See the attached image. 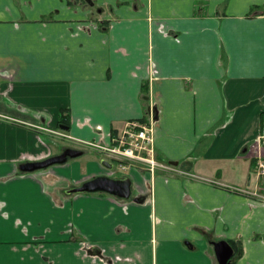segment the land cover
<instances>
[{"label": "crops", "instance_id": "1", "mask_svg": "<svg viewBox=\"0 0 264 264\" xmlns=\"http://www.w3.org/2000/svg\"><path fill=\"white\" fill-rule=\"evenodd\" d=\"M69 1L0 0V264H214L221 239L264 264V201L234 190L259 185L264 0ZM152 106L157 158L180 172L131 164L130 198L66 193L107 172L87 142ZM67 147L87 155L19 168Z\"/></svg>", "mask_w": 264, "mask_h": 264}, {"label": "built area", "instance_id": "2", "mask_svg": "<svg viewBox=\"0 0 264 264\" xmlns=\"http://www.w3.org/2000/svg\"><path fill=\"white\" fill-rule=\"evenodd\" d=\"M151 119L138 120L133 119L126 122L123 130L116 135H113L110 142L106 145H99L94 142L89 144L100 148L102 153L108 159L119 161L123 167H128V164H141L146 169L155 173L156 170L160 169L172 173L180 172V170L174 167L172 164L161 161L156 155V141L154 134V112L153 108L150 113ZM19 121V120H17ZM36 128H42L39 125L28 123L25 121H19ZM47 131H51L59 136L69 137L64 131L61 130H50L42 128ZM264 141V129L258 134L256 139L252 143V149L256 154L257 162L255 166V176L259 180V185L252 190H243L234 188L236 191H242L252 199L264 201V154L261 142ZM215 184H222L219 181H212Z\"/></svg>", "mask_w": 264, "mask_h": 264}, {"label": "water", "instance_id": "3", "mask_svg": "<svg viewBox=\"0 0 264 264\" xmlns=\"http://www.w3.org/2000/svg\"><path fill=\"white\" fill-rule=\"evenodd\" d=\"M61 128L64 130H68V125H61ZM83 154L82 150L75 149V148H65L62 153L49 156L45 159L38 160V161H28L19 166L21 171L25 172H33L35 170L39 169H45L48 168L51 165L56 164H63L66 163L69 158H75ZM102 165L113 169L114 165L112 162L108 161L107 159L101 160ZM171 164L177 165L178 161H170ZM100 180V181H99ZM128 183V186L125 188V191L123 194H117L113 190L115 187L114 185L118 183ZM132 181L129 177L124 178H109L107 176H101L98 178H95L91 180L88 184L81 185L79 187H71L66 190V193L72 194V193H84V192H98V191H105L111 194H117L119 196H123L125 198H130L131 191H132ZM213 247H214V253L217 259L218 264H229V259L233 256L234 250L231 244L224 239L221 240H210L209 241ZM187 246L191 249H194L195 247L190 243H186Z\"/></svg>", "mask_w": 264, "mask_h": 264}, {"label": "flooded vegetation", "instance_id": "4", "mask_svg": "<svg viewBox=\"0 0 264 264\" xmlns=\"http://www.w3.org/2000/svg\"><path fill=\"white\" fill-rule=\"evenodd\" d=\"M73 2L75 1L79 6H82L83 8H87V9H90V8H92V7H98L97 6V3H96V0H83V2H82V0H72ZM84 3L85 4H87V6H85L84 7ZM96 9V8H95ZM97 10V9H96ZM68 148V147H67ZM72 148V147H71ZM75 149H79V150H82L83 151V154H84V150L83 149H80V148H75ZM63 150L64 149H61L60 151H58L57 153H55V155L56 154H60V153H62L63 152ZM82 154V155H83ZM82 155H80V156H82ZM80 156H78V157H80ZM78 157H75V158H78ZM72 159H74V158H69L68 160H67V162L69 161V160H72ZM103 159H106V158H103ZM66 162V163H67ZM63 164H65V163H63ZM56 165H58V164H56ZM52 166H54V165H51V166H49L48 168H45V169H39V170H35V171H42V170H48L50 167H52ZM104 166V165H103ZM105 167V169H106V173H98V174H95V175H93V176H91V177H89V178H87V179H84V180H82V181H80L79 183H75V184H70V185H68L69 187L67 188V189H69V188H71V187H79V186H81V185H84V184H88L91 180H93V179H95V178H98V177H101V176H107V177H109V178H115V179H119V178H121V176H119V175H117V174H115V173H113V171L110 169V168H108V167H106V166H104ZM34 172V171H33ZM100 181V180H99ZM115 187L113 188V190L115 191V193H117V194H123L124 193V191H125V188L128 186V183H124V182H121V183H118L117 185L115 184L114 185ZM131 188H132V190H133V186H131ZM66 189V190H67ZM102 192H105V191H102ZM132 192V191H131ZM108 193V192H107ZM72 194H74V193H72ZM231 244V243H230ZM231 246L233 247V250H234V253H233V256L229 259V261H230V263L229 264H234V258H235V256L237 255V253L239 252L237 249H235V247L231 244Z\"/></svg>", "mask_w": 264, "mask_h": 264}, {"label": "rangeland", "instance_id": "5", "mask_svg": "<svg viewBox=\"0 0 264 264\" xmlns=\"http://www.w3.org/2000/svg\"><path fill=\"white\" fill-rule=\"evenodd\" d=\"M82 2H83V0H82ZM85 6H87V4H85L84 3V7ZM87 155V152H85V154H83L80 158H78V159H81V160H84V158H85V156ZM102 156V155H101ZM101 156L99 155V158H101ZM104 156H102V158H103ZM70 162V160L67 162V163H69ZM112 163L114 164V172H115V174H117V175H119V176H122V175H127V174H129V170H128V168L126 167H123L122 165H121V163L119 162V161H112ZM55 166V165H54ZM103 170V172H105L106 170H104V169H102ZM83 171V170H82ZM106 173V172H105ZM213 251V250H212ZM214 264H218L217 263V260L215 259V262H214Z\"/></svg>", "mask_w": 264, "mask_h": 264}, {"label": "trees", "instance_id": "6", "mask_svg": "<svg viewBox=\"0 0 264 264\" xmlns=\"http://www.w3.org/2000/svg\"><path fill=\"white\" fill-rule=\"evenodd\" d=\"M70 3H71V0L69 1ZM91 9H93V7L91 8ZM97 9V10H96ZM96 9H95V13H99V14H101L102 12H103V7H101V6H98V7H96ZM199 10H200V8H199ZM97 15V14H96ZM249 15H251V14H249ZM104 24H106L107 25V22H106V20L105 19H103V18H101V21H100V27H104ZM98 25H99V23H98ZM148 87V86H147ZM155 112H156V110H155ZM232 245H234V247H235V244H232ZM238 256H239V254H238Z\"/></svg>", "mask_w": 264, "mask_h": 264}]
</instances>
